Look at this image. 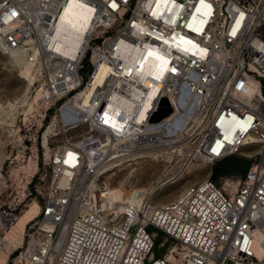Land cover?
<instances>
[{
	"label": "built area",
	"instance_id": "1",
	"mask_svg": "<svg viewBox=\"0 0 264 264\" xmlns=\"http://www.w3.org/2000/svg\"><path fill=\"white\" fill-rule=\"evenodd\" d=\"M69 4L87 23L62 50ZM0 51L35 87L19 134L26 184L44 169L25 187L38 212L11 264H264V0H0ZM162 97L171 110L150 119ZM253 145L243 177H205L160 203L118 204L104 187L139 157L185 148L179 171Z\"/></svg>",
	"mask_w": 264,
	"mask_h": 264
},
{
	"label": "rangeland",
	"instance_id": "2",
	"mask_svg": "<svg viewBox=\"0 0 264 264\" xmlns=\"http://www.w3.org/2000/svg\"><path fill=\"white\" fill-rule=\"evenodd\" d=\"M34 90L35 87L31 81L25 79L11 64L9 57L0 51V264H11L8 254L21 242L23 231L18 223L5 225L3 215L8 210V205L26 195L25 187H31L37 180L38 173L44 170L39 163L38 171L31 182L26 184L28 174L33 171V163L32 156L28 158L30 151L21 143L19 134L23 128L22 121L33 107ZM255 147L256 145L245 146L239 151L213 161L205 158L192 159L186 167H183L184 169L182 168V172L176 173L179 165L185 161L187 149L182 148L176 154L167 152L125 162L114 169L111 175L107 172L106 177L110 187L120 189L121 193L124 192L123 195L121 194L123 198H126L124 195L132 189L133 192L130 191L129 195L127 194L130 201L133 200V194L138 193L151 198L154 203H160L172 199L187 184L205 177L212 178L218 184H222L226 178L243 177L246 171L231 168L229 163L234 157L235 160L241 157L249 160L250 164ZM219 161H223L220 162L221 170L213 175V166ZM45 171L44 180L47 181L49 169L46 168ZM175 173L173 180L168 181ZM32 200H35L33 194L26 195L18 216L29 207ZM159 239L160 237H157L156 242ZM161 251V247L155 246L156 255H159Z\"/></svg>",
	"mask_w": 264,
	"mask_h": 264
},
{
	"label": "bare ground",
	"instance_id": "3",
	"mask_svg": "<svg viewBox=\"0 0 264 264\" xmlns=\"http://www.w3.org/2000/svg\"><path fill=\"white\" fill-rule=\"evenodd\" d=\"M86 23H87V13L85 11V8L76 6V5L74 6L71 4L66 5V7H64L63 11L59 15V19L57 22V28H56V34L59 37L58 43L60 45V49L67 50L68 48H72L73 46H75L77 43L76 38L85 29ZM107 70L108 68L106 66H101L98 74L95 75L94 81L95 82L100 81L102 76L106 73ZM108 173L109 175H111L112 173H114V169L110 170V172ZM105 184L106 185L104 187L108 191V195L111 201H118V204L120 203V201H124L125 198L121 196V194L123 195L124 193L123 191H122L123 193H121L120 189H115V188L110 187L109 181L108 182L105 181ZM130 191L133 192V190H130ZM129 192L124 195L126 198L129 195ZM142 197L144 196L138 193L137 194L135 193L133 194L132 202L137 204L140 202V199ZM37 212H38V204L35 200H32L29 203V207L17 217L15 223L20 224L21 228L23 229L26 221L31 219Z\"/></svg>",
	"mask_w": 264,
	"mask_h": 264
},
{
	"label": "trees",
	"instance_id": "4",
	"mask_svg": "<svg viewBox=\"0 0 264 264\" xmlns=\"http://www.w3.org/2000/svg\"><path fill=\"white\" fill-rule=\"evenodd\" d=\"M234 158L232 159L231 163H229L230 164L229 167L235 168V169L239 168L242 170V172L246 171V168L249 164V160H244L241 157H237L236 160ZM220 162H223V161L216 162V164L213 166V175H216L221 170ZM157 237H160L161 239L163 237V233L158 232Z\"/></svg>",
	"mask_w": 264,
	"mask_h": 264
},
{
	"label": "water",
	"instance_id": "5",
	"mask_svg": "<svg viewBox=\"0 0 264 264\" xmlns=\"http://www.w3.org/2000/svg\"><path fill=\"white\" fill-rule=\"evenodd\" d=\"M160 103L162 105L158 108V110L152 113L150 119H158L159 117L168 113L171 110L166 97H162Z\"/></svg>",
	"mask_w": 264,
	"mask_h": 264
}]
</instances>
